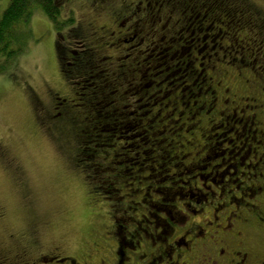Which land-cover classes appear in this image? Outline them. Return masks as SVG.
<instances>
[{
  "label": "rangeland",
  "instance_id": "1",
  "mask_svg": "<svg viewBox=\"0 0 264 264\" xmlns=\"http://www.w3.org/2000/svg\"><path fill=\"white\" fill-rule=\"evenodd\" d=\"M124 1L125 3H122ZM194 2L196 3L197 0ZM209 2L216 3L215 0H209ZM242 2L247 4V7L254 6L260 11H264V0H243ZM10 3L11 0H0V16L8 9ZM119 3L116 5L118 8L114 10H119L123 4H138L141 1L120 0ZM59 4H65L59 10V20L63 27L59 24V27L56 26L55 29L42 7L34 5L29 28L24 27V52L12 60L13 64H6L5 59H0V249L5 254L11 255L24 247L30 249L29 242L35 239L37 247L30 249L31 257L41 255L56 258L51 263L44 264H60L57 262V258L62 260L66 257L78 259L79 264H116L117 258L115 260L112 251L117 248L118 243L111 239L114 231L120 232L121 237H125V241L130 243L129 241H132L131 232L137 228L136 221L140 222V216H145L151 222L148 212L156 216L160 215L153 207L159 200L164 199L165 205L172 204L174 196L167 192L171 188L177 190L175 193L182 196H194L195 199L199 197L195 193L191 194L190 189L184 185L196 174L181 175V173L183 166L188 167L197 160V151L207 144L208 141L204 142L202 136L210 138V135H207L209 130L207 123L211 118L201 115L189 124L184 120V125H181L182 120L177 125L179 112L171 116L173 109L170 107L155 120L149 115L147 120L154 121V129L149 136L151 139L149 145L144 148L139 141L145 140L146 137L137 136V132L123 136L124 139L128 137L129 140L117 141V138L122 135L118 131L119 127L113 126L114 119L117 117L115 115L126 113L130 115L126 122H130L139 114L129 107V104L136 101L138 107L141 105L146 107L143 113L149 110V102L151 105H155L153 117H156L159 110L163 109L162 102L165 104L168 99L178 98L182 90H186L185 103L189 100L191 89L193 91L191 96L196 95L199 88H187L196 80L187 76L188 72L184 73L188 61L180 55L179 49L187 48L193 44L198 50L202 43L201 41L197 42L198 44L195 43L197 37L204 39L209 34L206 40L208 50L215 47L217 49H215V53L218 55V58H214L212 61L216 68L211 71L210 77L219 80L225 76V80L228 82L227 87L232 90L230 96H247L250 95L251 90L246 87L244 81H240L237 77L239 74L236 73L235 68L241 69L242 66L236 60L239 61L241 58L249 61L259 60L251 69L254 70L253 74H257L258 78L264 81L260 76L262 73L258 70L262 62L259 56L246 54L242 51L244 58L240 52L232 51L234 42L227 41L228 37L223 36L222 38L220 35L217 39L212 37L220 31L212 26V17L217 19L219 9L215 14H208L207 22L201 20V15H198L199 11L188 14L189 21L178 22L180 18L176 16L170 21L167 29L177 23L176 31L180 33L179 36L167 35L166 32L161 31L156 33L154 42L153 40L149 41L147 37L146 43L153 42V47L148 50L147 64L144 63L148 68L144 84L149 85L147 98L151 100L147 102V100L141 99L145 93L136 94L134 99H131L132 90H129V86L125 87L127 89L123 87L124 89L115 95H112L114 89H110L107 92L109 98L105 101L100 97L102 92H99L95 94L94 104L97 103L95 106L100 111L105 104V109L97 117L95 112L88 113L89 107L79 101L81 96H75L78 90H74L71 85L68 86L61 79L59 60H57L54 49L55 34L56 31L62 34L67 31V35L78 22H84V26L95 25L98 22V25L102 27H113L114 29L115 19L111 20L107 6H101L98 13L94 9L92 12V7L86 0H65V2L60 0ZM161 18L162 21L150 20L147 25L148 30L160 27L163 29L166 24V15H161ZM192 22L194 24H191ZM188 24H191V28L185 32ZM200 24L204 26L210 24L207 33L195 31L197 26H201ZM235 31L233 30L229 37L237 34ZM238 32L242 34L236 38L237 45L235 46L242 44L241 39L245 35L244 30ZM175 37L174 43H167L168 39ZM218 45H224L230 49L223 48L218 51ZM207 47H202L204 55H206ZM154 49L156 50L153 54ZM111 56H115V52L106 53L103 57ZM223 56L225 59L222 60ZM192 71L194 74L193 69ZM253 74L245 73L247 76ZM251 84L255 85L256 93L264 88L262 81L255 80V83L251 82ZM124 91L129 92L125 95L124 103L123 101L119 103L118 97ZM81 92L85 91L81 90ZM168 92H172L171 96L167 97L166 101H161ZM252 92L253 90H251ZM60 97L69 101L73 114L78 117L77 122H81L82 118L87 115H90L91 119L100 116L99 125H90L91 129H95L91 132L92 138L84 142L86 149L79 148L81 140L76 139L72 125L65 123L67 121H62L59 124L62 130H58L51 125L42 126L38 120L41 117L40 112L55 109L57 103H54L53 100H59ZM38 109L41 111L38 112ZM219 110H224V107ZM193 112L190 109L189 116L185 115L183 119H190V113ZM194 123L198 124L194 126ZM77 125L78 130L76 131H79L81 125L79 123ZM90 126L86 125V127ZM231 127L226 126L223 131L216 130L214 135L217 137L225 135L227 141L230 142L235 137L228 134ZM158 132H161L162 135L157 136ZM138 133L143 132L138 130ZM135 135L136 137L132 139ZM186 142L194 143V146L190 147ZM240 142L243 143V139ZM216 143H220L218 151L220 154L224 151H236L234 147L223 144V140ZM127 147H133V149H127ZM180 147L182 150L179 149ZM131 150L133 153H130ZM149 150L152 151V154ZM141 152H149L148 158L155 162L153 167L156 170L155 173L147 171L146 168L149 167L150 162L144 164L142 157L135 161L137 153ZM215 152L207 155L213 158ZM188 154H190L189 157ZM76 155L79 158L74 165L73 161ZM88 155L93 157L89 163L84 161L83 157ZM181 156L185 159H174L175 157L181 158ZM206 156L201 155L199 159L202 160ZM113 157L122 164H113ZM104 158L106 162L101 164V170L105 172L102 173L98 170L99 168L95 169L92 165L100 164L98 159ZM127 160L132 161L133 165L125 164L124 162ZM218 164H221L220 160L214 161L209 169ZM159 166L162 167L160 170H158ZM188 171L183 170L184 173ZM221 171L222 169L218 170L219 173ZM95 173L104 179L100 184L102 187L104 186L103 189L102 187L98 189L99 186L93 181ZM116 178L120 179L117 183L115 182ZM156 192L160 193L155 194ZM195 199L194 202L191 199H185L181 202L175 201L174 204L181 206L182 202H185L193 206L190 212L200 210L202 206H196L197 200ZM115 223L125 230L117 229ZM146 226L143 225V228L145 229ZM164 231L167 232V229L162 227L160 234ZM149 232L148 238L156 239L154 234L151 235L150 230ZM246 234L250 247L254 248L256 257L264 261V233L249 229ZM148 238L144 237L143 248H148V242L151 243V238ZM136 251L132 252L122 248V258H126L124 264H131L133 256L139 254Z\"/></svg>",
  "mask_w": 264,
  "mask_h": 264
},
{
  "label": "flooded vegetation",
  "instance_id": "2",
  "mask_svg": "<svg viewBox=\"0 0 264 264\" xmlns=\"http://www.w3.org/2000/svg\"><path fill=\"white\" fill-rule=\"evenodd\" d=\"M119 1L86 0L92 7V12L94 9L98 13L101 6L108 7V14L111 20L115 19L114 29L113 27H102L98 25V22L95 25L88 24L87 26H84V22H78L75 28L68 32L69 34L67 33L66 35L67 31L65 34L56 31L55 34L54 49L57 60H59L61 79L68 86L71 85L74 90H78L79 94L76 92L75 96L82 97L79 101L89 107L88 113L92 114L95 112L98 117L103 112L105 104H103L101 111H98L99 108L95 106L97 103L94 104L95 94L102 92L100 97L105 101L109 98L107 92L110 89H114L112 95H115L129 86V90H132L131 99H134L136 94L145 93L141 99L149 102L151 100L147 98L149 85L144 84V82L148 71V68H146L147 53L153 47L152 43L156 40V33L163 31L167 35L179 36L180 33L176 31L177 23L167 29L170 21L176 16L180 18L178 22L189 21L187 15L197 11H199L198 15H201V20L207 22L208 14H215L219 9L220 12L217 19L212 17V26L218 28V31L220 30L222 33L219 31L217 35L212 37L214 39L219 38V35L222 38L223 36L228 37L227 41L234 42L232 51L235 53L240 52L242 55V51H244L246 54L259 56L262 65L258 67V70L262 73L260 76L264 79V11H260L254 6L247 7V4L241 3L243 0H215V4L210 3L209 0H197L196 3L194 0H140L141 3L123 4L119 10H114L118 8L116 5L120 4ZM122 3H125V1ZM60 6L63 8L65 4ZM127 15L129 16L127 17ZM161 15H166L164 28L148 30V22L152 19L153 21H162ZM51 24L55 29L56 26L59 27V24L63 27L60 20L55 25L51 21ZM191 24L194 23L192 22ZM191 24L186 25L185 32L191 28ZM200 25L206 28L203 29L201 26H197L195 31L207 33L210 24L207 26ZM233 30H236L237 34L229 37ZM241 30H244L243 33H245L242 37L244 40L241 39L242 44L235 46L237 45L236 38H239L242 34L238 31L241 32ZM147 37L149 41L153 40V42L147 44ZM207 37L204 39L197 37L195 39V43L199 41L202 43L198 50L193 44L187 48L181 47L179 49L180 55L188 61L187 69L184 73L188 72L186 75L196 80L187 88H199L196 95L191 96L193 91L192 89L189 91L190 95L187 103H185L186 90H182L178 98L174 97L173 100H167V97L171 96L172 93L168 92L161 99V101L167 100V103L165 105L162 102L161 106L163 105V109L159 110L156 117H153L155 105H151L149 102V110L143 113L146 107L142 105L138 107L136 101L131 105L129 104L132 110L139 113L136 118L126 122L127 117L130 115L126 113L115 115L117 117L114 119L113 126L119 127L118 131L122 135L117 138V141L129 140L128 137L124 139L123 136L137 132V136L146 137L145 140L141 139L139 141L144 148L149 145L151 141L149 136L154 129V121L147 120L149 115L155 120L163 111L168 110L170 107L173 109L171 116L179 112L177 125L182 120L181 125H184V120L189 124L201 115L211 118L207 123L209 127L207 135H210V138L202 136L204 142L208 141L207 144H204L197 151V160L188 167L183 166L184 171H189L184 173L182 170L181 173V175L196 174L184 185H186L187 189H190L191 194L195 193L199 197L195 199L194 196H182L175 193L177 190L175 191L171 188L167 192L174 196L172 204L165 205L166 201L164 199L159 200L156 206L153 207L160 215L156 216L148 212V218L151 219V222L145 216H140V222L136 221L137 228L134 232H131L132 241H129L130 243L125 241V237H121L120 232L114 231L111 239L113 242L118 243L117 248L112 251L115 260L117 258L116 264H124L126 259L122 258V248L132 252H135V250L139 252L138 255L133 256L131 264H264L263 260L261 261L260 258L256 257L254 248L250 247L246 234L249 229L264 233V88L259 93H256L255 85L251 84V82L255 83V80L264 83L263 80L258 78L257 74H253L254 70L251 69L257 63L256 61L259 60L249 61L243 58L239 61L238 59L236 60L242 66L241 69L235 68L236 73L239 74L237 77L240 81H244L246 87L253 90V92L251 93L250 90V95L243 97L232 95V97L230 96V91L232 90L227 87L228 82L225 80V76H222L219 80L210 77L211 71L216 68V65L213 66L212 61H214V58H218V55L215 53L217 50L215 47L208 50ZM175 40L176 37L170 38L167 43L172 44ZM204 46L207 47L206 55L202 52L204 51V48H202ZM223 48L230 49V47L226 48L224 45H220L218 51ZM238 48L239 50H236ZM156 49L152 52L153 54ZM211 51L214 52L211 53ZM111 52H115V56L103 57L104 54ZM242 56L244 57V55ZM224 57H222V60L225 59ZM108 61L111 62L108 63ZM245 73H252L253 75L247 76ZM243 76L248 78L245 79ZM81 90L85 92L82 93ZM128 92L120 93L121 95L118 97L119 103L120 101L124 103L125 95ZM218 92L219 94H217ZM191 100L193 101L191 102ZM53 102L57 103L55 109H51L48 112H40L41 109H38L41 115L38 120L41 125L47 124V126L51 125L55 129L62 130L59 124L62 121H67L65 123L72 125L76 139L78 141L81 140L78 145L79 148L86 149L84 142L92 138L91 132L95 129H91L90 125H99L100 116L99 118L91 119L90 115H87L82 118L81 122H77L78 117L73 114L68 100L60 97L59 100L54 99ZM222 107H224V110L220 111L219 108L221 109ZM190 109L194 111L190 113V119H183L185 115L189 116ZM78 123L81 126L80 130L76 131L78 130ZM87 124L90 127H86ZM196 124L198 123H194V126ZM226 126H232L228 134L235 136L234 140H230V142L227 141L225 135L223 137L214 135L216 130L223 131ZM138 130L143 133H138ZM159 134L162 135L161 132H158L157 136ZM242 139L243 143L240 142ZM221 140H223V144L234 147L236 151L218 153L220 143L216 142ZM186 143L190 147L194 146V143ZM128 148L133 149V147ZM179 149L182 150L181 147ZM213 151H216L213 158L207 155ZM100 152L102 151L100 150ZM130 153H133L132 150ZM148 153H137L135 161L142 157L144 164L150 162L149 167L146 168L147 171L155 173L156 170L153 168L155 162L148 158ZM150 154H152V151H150ZM201 155H207L208 157L206 156L207 159L204 157L201 160L199 159ZM189 156L190 154H188ZM83 157L85 158L84 161L88 163L93 159L89 155ZM78 158L77 155L76 158L74 157V165L76 161L78 162ZM113 159V164H122V162H117L115 157ZM174 159L184 160L185 158L181 156V158L175 157ZM98 160H100V164H94L92 167L95 169L97 167L99 171L104 173L105 171L101 170V164H105L106 159ZM218 160H220L221 164L209 169L213 162ZM124 163L133 165L132 161L128 160ZM161 168L159 166L158 170ZM220 169L222 171L219 173L218 170ZM93 178L95 184L99 186L98 189H101L102 185L100 184L103 183L104 179L99 177L97 173L94 174ZM119 180V178H116L115 182L117 183ZM157 193L160 192L155 194ZM147 197L149 198V195ZM185 199H191L192 202L195 199L197 200L195 205L202 207L200 210L190 212V209H193L190 204L185 202H182L181 206L174 204L175 201L181 202ZM150 208L152 209V205ZM115 224L117 229L122 228L125 230L118 223ZM143 225H147L145 229ZM162 227H165L167 232L164 231L160 234ZM149 230L156 239L148 238L150 235ZM144 237L151 241V243L148 242V248H143V243L145 244L143 241ZM29 243L30 249L37 247L35 239H32ZM30 249L24 247L11 255L5 254L0 249V264H44L46 262L51 263L56 259L52 256L41 255L31 257ZM57 262L60 264H79L78 259L75 260L70 257L62 260L57 258Z\"/></svg>",
  "mask_w": 264,
  "mask_h": 264
},
{
  "label": "trees",
  "instance_id": "3",
  "mask_svg": "<svg viewBox=\"0 0 264 264\" xmlns=\"http://www.w3.org/2000/svg\"><path fill=\"white\" fill-rule=\"evenodd\" d=\"M58 1L11 0L8 9L0 16V59H5L6 64H13L12 60L24 52V27L29 28L34 5L42 7L54 25L57 24L61 8Z\"/></svg>",
  "mask_w": 264,
  "mask_h": 264
}]
</instances>
